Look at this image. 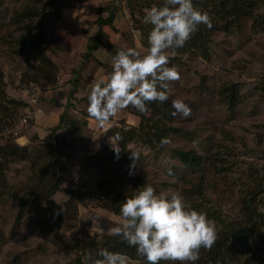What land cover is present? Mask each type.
<instances>
[{
	"label": "rangeland",
	"instance_id": "obj_1",
	"mask_svg": "<svg viewBox=\"0 0 264 264\" xmlns=\"http://www.w3.org/2000/svg\"><path fill=\"white\" fill-rule=\"evenodd\" d=\"M125 1L126 4L122 1L119 7L127 8ZM20 3L21 0H0V83L7 98L26 103L14 120L8 119L11 127L1 126V144H5L11 135L16 142L20 133L31 127L28 111L46 100L45 92L57 85L20 82L22 76L33 75L38 65L28 50L18 54L14 49L20 33L11 23V16ZM149 9H143L144 13ZM254 10L256 17L246 20L241 30L211 33L205 57L190 51L184 54L165 52L171 58L168 67H174L180 74L178 81L168 82L170 96L173 100L182 99L192 109L188 118L176 116L173 126L181 132L171 135L168 144L150 149L133 140L126 144V150L131 154L126 161L118 163L113 158L106 159L103 176L95 157L103 148H107L109 155L112 148L117 147L115 139H103L105 142L99 145L98 152L91 158L83 151L81 160L70 161L66 173L55 175L60 191L50 199L61 206V219L49 212L42 221L38 214L46 208L44 199H38L37 206H28L21 212L8 194L0 197V264H73L77 259L81 264H96L93 262L96 251L90 248L92 237L97 235L100 240L104 236H113L110 230L121 220L120 216L103 207L105 197L130 187L151 185L157 194L169 197L179 194L184 200L183 190L188 189L187 193L193 194V200L197 199L198 211L205 212L220 229L240 224L245 211L243 203L253 198L257 212H264V3L258 2ZM116 15L121 20L125 16L123 10L117 9ZM130 24L133 25L132 22ZM44 27L43 30H47L48 26ZM131 34L125 32L119 41L127 48L138 46V51L145 54L147 49L142 46L140 34H137L138 43L133 41ZM55 41L60 44L57 38ZM62 49L64 45L60 44L59 51L50 57L58 53L60 57L65 56ZM86 49L87 54L93 53V49ZM73 84L74 81L71 84L74 87ZM224 84L236 85L237 99L232 105L219 101L218 90ZM135 111L131 106L119 111L114 120L120 124L114 127H137L139 118ZM108 130L104 132L105 137L109 136ZM81 135L77 134L79 140ZM37 141L40 140L32 137L26 145L30 152ZM180 150L201 157V168L186 170L178 160L177 151ZM66 152L68 155L76 154L67 148ZM136 153L139 159L134 161L132 154ZM1 161L6 166L8 184L16 190L22 189L31 178L30 161L22 155ZM102 179L106 185L103 190L98 187ZM200 180L204 182L202 193L194 187ZM68 191H71L73 199ZM39 222L44 226L52 225L53 229L43 230ZM76 239L80 240L79 247L75 246ZM247 247V251H258V256L264 258L261 232L249 237ZM232 250L233 257L241 252L239 247ZM204 255L199 252L200 259L196 264H211L204 263ZM124 256L127 264H147L139 256L135 259ZM86 257L91 259L86 261ZM228 259L225 263L218 261L212 264L243 262V259L240 263Z\"/></svg>",
	"mask_w": 264,
	"mask_h": 264
},
{
	"label": "trees",
	"instance_id": "obj_2",
	"mask_svg": "<svg viewBox=\"0 0 264 264\" xmlns=\"http://www.w3.org/2000/svg\"><path fill=\"white\" fill-rule=\"evenodd\" d=\"M258 2L264 3V0H193L194 6L203 12H207L212 20L213 27L208 28L205 25H200L198 31L192 35V37L186 42L184 47L175 50L173 53L168 50L167 53L171 54H184L188 51L199 54L202 57L207 55L208 43L210 42L211 33L215 31H239L244 25V22L249 19H253L254 12ZM63 0H21L19 8L15 10L11 16V23L16 27L20 33L16 39L15 52L18 54L28 50L33 58L38 61V65L34 68L33 75H24L21 77L20 82L23 84L30 83H44L46 86H54L57 82L58 67L56 63L50 57L51 54H56L60 49V44H57L55 38L48 35L43 30L42 18L46 15L51 16L54 19H59L61 16V10L63 7ZM145 3L147 5L145 6ZM144 4L143 6H141ZM163 0H145L140 2L139 0H127V8L132 22V28L139 32L141 36L142 46L145 49L149 47L148 37L152 30L151 24L144 23L145 14L143 9H149L153 6H162ZM113 16L109 15L107 19L98 18L97 22L99 27L102 25H111ZM99 28V29H100ZM103 34L101 29L97 35L90 41L92 45L88 44L87 48L92 50L96 48L100 43V37ZM114 53L121 48L112 47ZM171 59V58H169ZM168 67V65H167ZM0 83V128L1 126L11 127L12 123L8 119L13 118L18 114L19 109L25 106V102L15 99L7 98L5 92L2 89ZM219 101L228 105L235 103L237 99V90L235 84H224L218 90ZM173 98L169 95V100L163 104L159 102H150L148 104V112L140 113L137 110L135 115L139 118V125L137 127H120L111 128L108 130L109 136L113 137L117 143V146L121 149L119 156L110 151L107 155V148H103L95 160L98 167H100L101 174L103 176L104 163L109 158H113L114 161L121 163L122 160H127L131 155L126 150V144L133 140L138 141L144 145H147L150 149L162 148L160 141L162 138L169 140L171 135H177L181 131L173 126L176 116H172L174 111L172 108ZM65 119V114L60 115L59 124ZM9 121L5 124V121ZM13 122V121H12ZM5 124V125H4ZM74 125V124H72ZM1 130V129H0ZM11 135V132H10ZM117 136L121 139L117 141ZM7 139L5 144L0 143V159L10 160L13 157L21 156L30 161L31 165V178L28 183L25 184L22 189L16 190L10 186L7 182L5 174V164L0 160V197L8 194L9 197L18 204L19 211H24L28 206H37V200L44 199L46 202V208L42 209V214H38L42 221L46 213L52 212L55 217L61 219L63 215L61 206L50 198L52 195L60 191L58 183L55 181V175L65 170V159L67 154L65 153L66 144L62 140L56 139L55 146L53 144L44 143V141H37V145L34 149L30 150L26 146H21L15 142V138ZM3 141V139L1 138ZM115 157H113V156ZM179 163L186 170L200 169L203 163L201 157L185 151H177ZM192 180V179H188ZM102 179L98 183V187L103 190L106 188L105 182ZM203 180H200L199 184L194 187L199 189V192L203 191ZM144 186L130 187L121 189L115 192L109 197H105L103 207L108 211L120 216V207L126 201V199L132 198L135 193L141 191ZM188 189L183 190L186 202L195 210H199L197 199L193 200V194L187 193ZM19 192V193H15ZM70 198L73 199L71 191H68ZM252 200L243 203L244 217L240 224H231L221 229L216 226L217 240L216 243L210 248H201L200 252L204 255V263H225L228 261L240 263V264H264V258L258 256V251L249 252L246 250L249 237L259 235L261 232V239L264 241V212H257V209L253 206ZM121 217V216H120ZM39 226L43 230L51 231L52 225L46 224L44 226L42 222H39ZM48 228V229H47ZM2 234H0L1 236ZM90 248L96 251L93 262L102 260L103 258L98 255L99 250L107 249L110 252L120 253L126 255L132 259L135 257H141L144 262L146 258L138 254L137 250L133 246H129L120 236H104L98 239V236L92 237L90 241ZM80 240L75 241V246L79 247ZM233 247H239L241 252L236 256H232ZM232 256V257H231ZM240 257V258H238ZM241 260V261H240ZM240 261V262H239ZM177 263V262H176ZM73 264H81L77 259ZM160 264H172V262L161 261Z\"/></svg>",
	"mask_w": 264,
	"mask_h": 264
},
{
	"label": "clouds",
	"instance_id": "obj_3",
	"mask_svg": "<svg viewBox=\"0 0 264 264\" xmlns=\"http://www.w3.org/2000/svg\"><path fill=\"white\" fill-rule=\"evenodd\" d=\"M144 23L152 25L146 53L142 55L131 47L119 49L112 57L111 73L99 78L90 89L87 111L101 125L129 106L147 113L150 102H167L168 82L178 81L180 74L174 67H167L169 56L165 52L184 47L200 25L213 27L209 14L196 8L193 0H163L162 6L146 12ZM172 108V116L192 115L191 107L182 99L173 100ZM160 143L166 145L169 140L162 138ZM112 149L118 157L121 149ZM132 158L138 160L139 154H132ZM120 216L119 225L110 234L135 247L147 264H196L200 249H210L217 240L216 226L205 212L193 209L179 194H157L151 185L126 199ZM98 255L103 259L96 264H127L120 253L101 249Z\"/></svg>",
	"mask_w": 264,
	"mask_h": 264
},
{
	"label": "crops",
	"instance_id": "obj_4",
	"mask_svg": "<svg viewBox=\"0 0 264 264\" xmlns=\"http://www.w3.org/2000/svg\"><path fill=\"white\" fill-rule=\"evenodd\" d=\"M63 2L59 19L47 15L42 21L44 29L45 25L48 26L46 33L64 45L61 51L65 55L63 58L59 53L58 57H51L58 67L57 85L53 89L45 90L44 95L48 98L28 111L32 125L26 132L20 133L16 142L26 146L32 137L40 141L44 138V143L48 144H52L51 140L54 144L56 139L62 140L69 152H76L75 155H68L65 148L66 173L71 160H81L83 151L85 155L88 154L87 157L98 152L99 145L112 138L105 137L104 132L120 124L115 122L114 116L103 125L92 118L87 111V97L92 85L99 78H106L111 73V60L116 55L112 47L127 48L125 43L119 41L125 32L132 33L133 41L138 43L139 32L130 24L128 9L123 5L119 7L120 2L126 4L125 0H63ZM116 9L123 10L125 16L122 20L116 15ZM110 14L113 16L111 25H102L100 28L98 18L104 19ZM99 28L103 34L100 43L92 50L93 53L87 54L86 48L91 43L90 40L97 35ZM137 47L135 46V49L138 51ZM91 56L92 59L88 60ZM88 63L90 64L87 65ZM73 81L74 87L71 86ZM62 112L65 119L61 125L59 121ZM116 116L118 117V114ZM41 128L44 130L39 133L38 130ZM77 134H82L84 141L82 135L79 140Z\"/></svg>",
	"mask_w": 264,
	"mask_h": 264
},
{
	"label": "built area",
	"instance_id": "obj_5",
	"mask_svg": "<svg viewBox=\"0 0 264 264\" xmlns=\"http://www.w3.org/2000/svg\"><path fill=\"white\" fill-rule=\"evenodd\" d=\"M50 142H51L52 144H54V141H53V140H51Z\"/></svg>",
	"mask_w": 264,
	"mask_h": 264
}]
</instances>
